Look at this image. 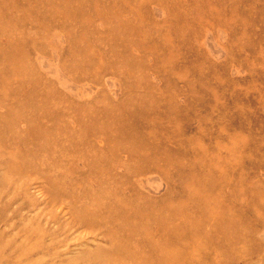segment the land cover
<instances>
[{
	"label": "rangeland",
	"instance_id": "1",
	"mask_svg": "<svg viewBox=\"0 0 264 264\" xmlns=\"http://www.w3.org/2000/svg\"><path fill=\"white\" fill-rule=\"evenodd\" d=\"M0 264H264V0H0Z\"/></svg>",
	"mask_w": 264,
	"mask_h": 264
}]
</instances>
